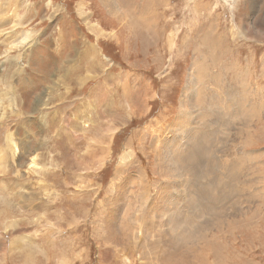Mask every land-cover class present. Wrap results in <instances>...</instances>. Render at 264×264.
<instances>
[{"label":"rangeland","instance_id":"rangeland-1","mask_svg":"<svg viewBox=\"0 0 264 264\" xmlns=\"http://www.w3.org/2000/svg\"><path fill=\"white\" fill-rule=\"evenodd\" d=\"M261 104L264 0H0V264H264Z\"/></svg>","mask_w":264,"mask_h":264},{"label":"bare ground","instance_id":"bare-ground-1","mask_svg":"<svg viewBox=\"0 0 264 264\" xmlns=\"http://www.w3.org/2000/svg\"><path fill=\"white\" fill-rule=\"evenodd\" d=\"M102 1V0H101ZM104 1H106V0H104ZM110 4H115V3H113L112 1H111V3ZM103 5H105L106 7H108V10H109V12H110V14H117L116 13V8H114V6H109L106 2H104L103 3ZM214 33V32H213ZM203 35V34H202ZM215 36V35H214ZM207 40H208V38L206 37V39H205V41L207 42ZM217 41V40H216ZM218 42V41H217ZM210 43V42H209ZM215 44V41L213 40V41H211V45H210V47H208V48H210L209 49V53L211 54H213V51H215L216 50V45H214ZM219 48V47H218ZM217 48V49H218ZM217 51V50H216ZM218 52V51H217ZM89 53V52H88ZM98 54V53H97ZM223 54V53H222ZM96 55V54H95ZM94 55V59H96V56ZM86 57V56H85ZM94 61V60H93ZM96 61V60H95ZM215 61V60H214ZM220 61V60H219ZM88 75H91L90 73H88ZM86 76V75H85ZM191 77V76H190ZM61 79H63V77H61ZM81 79H82V77H81ZM80 79V80H81ZM78 85H79V83H78ZM68 86V85H67ZM120 86V85H119ZM189 88V87H188ZM190 89V88H189ZM185 99V98H184ZM217 99V98H216ZM47 104V103H46ZM89 105V104H88ZM242 107H240V109H241ZM88 110V109H87ZM79 117V116H78ZM187 118V120H185ZM85 120V119H84ZM185 121H190V119H189V117H188V115L186 114H184V115H179L177 118H176V121H175V125H173V129L176 127V126H179L180 128H183V127H186V124H188V122L187 123H185ZM185 125V126H184ZM179 130V129H178ZM181 130H184V129H181ZM187 131V130H186ZM191 132V131H190ZM192 135V133L190 134V136ZM191 139V138H190ZM189 143H191V142H189ZM200 143V142H199ZM3 152V151H2ZM1 154V153H0ZM161 156V155H160ZM34 161H33V163L35 164V158L33 159ZM159 160V159H158ZM171 160H173V159H171ZM183 160H184V157L183 156H181V157H178V158H176V159H174V162L175 163H177V165L178 166H180V167H185V165H183ZM165 161V160H164ZM168 163H169V161H168ZM160 164H162L161 165V167H163V166H165V162H163V161H160ZM179 169V168H178ZM161 171H162V168L160 169ZM170 173H175L176 171H177V169L176 168H174V166H171L170 167V170L169 169H167ZM167 171V172H168ZM4 172H6V165H5V161H4V157L3 156H1L0 155V174H2V173H4ZM0 178H1V176H0ZM0 183H1V179H0ZM6 182H2V184H0L1 186H6ZM3 187V188H4ZM2 188V187H1ZM2 188V189H3ZM167 208H168V206H167ZM166 210V209H165ZM23 240V239H22ZM170 258V257H169ZM166 261L168 262V259H167V257H165V260H162V259H159V261H158V263H160V264H165L166 263Z\"/></svg>","mask_w":264,"mask_h":264},{"label":"crops","instance_id":"crops-1","mask_svg":"<svg viewBox=\"0 0 264 264\" xmlns=\"http://www.w3.org/2000/svg\"><path fill=\"white\" fill-rule=\"evenodd\" d=\"M202 6V5H201ZM260 107H264L262 104L260 105ZM194 143V142H191V144ZM196 144L199 143V141L195 142ZM187 147H184V150L186 149ZM183 153V148H182V145H181V148L179 149V154H182ZM189 153V152H188ZM188 156V155H187ZM192 156H193V152H192Z\"/></svg>","mask_w":264,"mask_h":264}]
</instances>
